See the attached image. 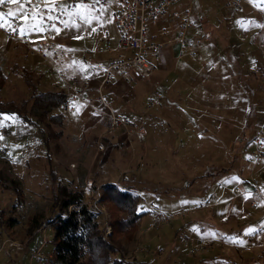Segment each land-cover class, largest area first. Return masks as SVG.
Listing matches in <instances>:
<instances>
[{
	"label": "rangeland",
	"instance_id": "obj_1",
	"mask_svg": "<svg viewBox=\"0 0 264 264\" xmlns=\"http://www.w3.org/2000/svg\"><path fill=\"white\" fill-rule=\"evenodd\" d=\"M62 9L68 11L67 4ZM188 9L192 21L200 22V29L189 30L190 37L210 36L200 40L197 59L178 58L173 42V24L178 20L172 15ZM78 11L89 16L86 9L72 12L66 21L70 32L65 43L76 52L72 74L95 76L90 105L78 102L77 112L63 116V126L38 121L31 114V124L16 115L11 120L0 119V131L6 128L0 136V264H47L54 258V232L47 220L54 217V190L63 183L84 192V203L97 213L107 236L113 229L109 208L102 201L103 185L115 183L140 196L138 211L145 216L139 231L133 240L120 238L114 256L126 264H264V202L258 207L242 202L238 194L247 192L238 190L242 180L239 188L236 184V171L248 180L250 172H255L264 182V154L258 153L254 141L259 134L264 137V8L260 0H245L240 10L226 8L224 0H182L172 5L170 17L155 28L158 35L165 28L170 36L164 41L171 43L162 49L159 60L151 57L157 65L154 75L141 78L132 73L131 82L116 78L104 88L108 105L129 120L107 135H103L106 117L101 114L109 109L98 100L96 89L110 55L96 54L95 48L105 32L111 33L112 45H117L113 11L102 5L93 8L90 23L82 21ZM8 42L16 40L0 30V68L7 76L0 101H14L18 106L28 101L29 111L37 93L67 92L64 80L38 58L7 56ZM250 67L262 72H251ZM25 71L31 72L35 86L27 85ZM159 95L162 99L150 110L149 103ZM206 97L221 102L211 103V117L203 109L206 104L197 101ZM227 97L230 100L225 105ZM94 114L102 116L103 124L91 125ZM225 115L238 119L239 132L231 137L234 147L230 149L219 140L229 127L215 136ZM140 128L146 133L141 140L136 134L129 135ZM107 139L115 147L111 154L109 146L104 147ZM234 140L239 142L238 151H234ZM12 179L19 182L22 199L7 188ZM250 182H255L254 189L259 185ZM231 197L238 199L228 202ZM182 199L188 201L187 206L178 201ZM36 214L45 225L29 236V221ZM159 214L173 219L156 226ZM10 219L17 223L10 226ZM249 229L252 234H247ZM222 233L228 238L223 244L218 241ZM233 240L243 241V246L235 250ZM11 242L21 248L10 249ZM37 253L39 258L34 257ZM241 259L248 261L241 263Z\"/></svg>",
	"mask_w": 264,
	"mask_h": 264
},
{
	"label": "built area",
	"instance_id": "obj_2",
	"mask_svg": "<svg viewBox=\"0 0 264 264\" xmlns=\"http://www.w3.org/2000/svg\"><path fill=\"white\" fill-rule=\"evenodd\" d=\"M182 0H101L100 4L93 5V8L105 6L113 11V21L116 27L118 42L114 47L112 45V35L105 32L99 39V44L95 48L96 54H109V60L106 64L101 82L96 89L98 100L105 104L109 113H102L106 117L104 127L106 128L103 135L110 134L114 130L125 127L129 121L127 117L119 115L107 103L103 96V90L114 82L116 78H120L125 82H131L132 73L141 78H150L157 71V65L151 57L159 60V56L164 47L168 46V41H164L170 33L164 28L160 35L155 31L156 26L170 17L169 8L172 5L178 4ZM245 0H224L225 7L233 10L242 9ZM90 3L91 0H85ZM57 11L52 15L58 16L59 20H40L44 25V31L35 36L25 35L21 38L6 28L20 26L19 18L8 19L5 17L3 21L5 28H0L1 31L10 39L22 42L25 46L28 58H38L44 62L50 69H54L59 78L67 84L68 97L60 109L62 116L77 112L76 104L78 102L90 105L91 96L93 94V81L95 76H85L82 73L73 75L71 69H74L76 63L74 60L76 52L66 47L65 39L70 32V28L65 26L68 17L76 10V5L81 3V0H56ZM37 0H32L31 5L24 6L29 12L34 9L37 11H47L41 4L39 9L36 8ZM67 4L68 11L62 9L60 5ZM51 6V4L49 5ZM14 4H5L0 6V12L7 13L12 8H17ZM174 17L177 23L173 24L174 40L178 46L177 57L198 58L200 48V40H209V34H206L202 39H193L189 35V30L194 27H199V21H192V11L186 10L183 13L175 12ZM56 24L60 29L59 34L52 31L51 25ZM87 98V100H85ZM162 99L159 95L157 100H152L148 108L154 109L158 105V101ZM95 110V108H94ZM96 111V110H95ZM6 128H2L0 136H4ZM136 134L141 139L146 133L143 128L130 132L129 135ZM129 137L123 141V145L128 143ZM257 144L258 153L264 154V137L259 134L254 138ZM104 147L101 146V150ZM261 151V152H260ZM257 195V199L252 202V207H258L264 201V192L259 188L253 191ZM242 194H238L241 197ZM173 218L159 214L155 219V225L161 226L164 223H169ZM10 249H19L21 246L17 242H11ZM40 254L34 255L39 258ZM47 264H57L55 258L48 260Z\"/></svg>",
	"mask_w": 264,
	"mask_h": 264
},
{
	"label": "trees",
	"instance_id": "obj_3",
	"mask_svg": "<svg viewBox=\"0 0 264 264\" xmlns=\"http://www.w3.org/2000/svg\"><path fill=\"white\" fill-rule=\"evenodd\" d=\"M25 81L29 87L35 86L31 72L25 71ZM7 83V76L0 68V93ZM68 94L66 91L40 92L32 98L28 111V101L18 106L14 101H0V114H15L25 123H34L31 114L38 121L49 120L63 126L64 117L60 110ZM211 175L208 174V177ZM55 182L57 179H54ZM11 187L22 199V190L18 181L12 179ZM53 193L54 217L48 219L49 227L54 232V258L57 264H126L123 259H115L118 253L117 243L124 237L133 240L140 228V220L145 213L138 211L140 196L130 188L120 187L115 183L103 185L102 201L108 206L111 215L109 226L113 234L107 236L102 228L97 213L84 203V192L73 190L65 183L59 184ZM1 214V210H0ZM17 223L10 219L9 225ZM28 235L32 236L45 224L43 217L36 214L30 218Z\"/></svg>",
	"mask_w": 264,
	"mask_h": 264
},
{
	"label": "crops",
	"instance_id": "obj_4",
	"mask_svg": "<svg viewBox=\"0 0 264 264\" xmlns=\"http://www.w3.org/2000/svg\"><path fill=\"white\" fill-rule=\"evenodd\" d=\"M12 11H14L15 12V10H12ZM6 23V22H5ZM200 27V26H199ZM198 27V28H199ZM200 29V28H199ZM202 36V35H201ZM22 45L23 44H21V42H17L16 41V43H10V42H8L7 43V45H6V47H5V50L6 51H8V52H6L7 53V56L8 55H10V56H12V54L13 55H15L16 57L18 56V57H24L25 59H26V57H28L27 56V54H26V50H24L25 49V46L23 45V47H24V49L22 48ZM10 53V54H9ZM3 57H5L4 55H3ZM12 57H14V56H12ZM4 59H6V58H4ZM105 67V66H104ZM76 68V67H75ZM74 68V69H75ZM251 68V67H250ZM262 69L264 70V67H262ZM73 70V69H72ZM102 70H104V68L102 69ZM258 72L259 74L262 72V70L260 69V68H254V69H252L251 68V72ZM200 72V71H199ZM81 73V72H80ZM201 73V72H200ZM102 74H103V71H102ZM199 75H202V73L201 74H199ZM257 75V74H256ZM258 76V75H257ZM101 77H102V75H101ZM221 77V76H220ZM222 78V77H221ZM101 80V79H100ZM203 82V79H200L199 80V84H201ZM198 85V84H197ZM197 85L196 86H194V87H197ZM203 88H205L204 86H202ZM207 89V88H206ZM200 95H202V94H200ZM200 95H199V97H200ZM194 97H196V96H194ZM212 98V99H211ZM210 99H209V97H206V98H204V99H198L197 101H202V103L201 104H206V107L205 108H203L206 112H207V114L211 117V115L214 113L213 111H211V108H210V106H211V103L212 102H215V103H221L220 101H218V102H216L215 101V98L214 97H211ZM187 101H190V100H188V99H186ZM193 100H194V98H193ZM226 100L227 101H225L224 103H225V105H228V104H226V103H228L229 102V98L227 97L226 98ZM195 104H197V102H195ZM209 104V105H208ZM194 108V107H193ZM199 108V110L201 109V107H198ZM189 109H191V108H189ZM102 115V114H101ZM101 115H96V114H94V116L91 118L90 117V119H89V121H91V125H93V124H95V123H102L103 124V118H102V116ZM102 118V119H101ZM222 119H223V117H222ZM238 119H236L234 116H227V115H225V117H224V120L221 122V124L219 125V127H218V129H216L217 130V133H215V136L218 138V136H220V132H218L220 129L221 130H223V128H226V127H229V129H227L226 131H225V133H222V135H225V136H223V138H221V139H219L220 141L222 140V142H223V144H224V148H229L230 149V147L231 146H233L232 145V143H233V140H232V136H237V134H238V132H239V127L237 126L238 125V123L236 122ZM226 126V127H225ZM215 127V126H214ZM209 126H207V129H208V131H210L209 130ZM216 128V127H215ZM203 137H207V136H203ZM100 138H98V140H99ZM98 140H97V142H98ZM141 140V139H140ZM234 142H235V148H234V151H238V147H239V145H238V141L236 140H234ZM101 143H102V140H101ZM103 146H104V144H102ZM101 145V146H102ZM107 146H109V151H110V154H111V152H113V150L115 149V147L113 146V141H111V140H109V139H107V141H106V146H104V147H107ZM199 145H196V146H194V147H198ZM234 147V146H233ZM240 153V152H239ZM238 153V155H240ZM238 161L240 162V164H241V166H242V159H240V157H238ZM251 162H247V164L249 165ZM232 164H233V162H232ZM227 168H230L229 169V171L231 170V167L228 165L227 166ZM236 171V170H235ZM251 173V177H250V179L248 180V179H246V178H244V177H246V176H244V175H242V176H240L239 174H238V172L236 171V177L238 178V183H236L237 184V188H239V186H240V181L242 180V188H240V189H238V190H241V191H243V192H247L246 194H243V195H241V197H240V199H242V202L243 201H245L246 200V202L248 203V202H250V204L255 200V199H257V195H255V194H253L254 192V188H252L253 186H254V183L255 182H253V184L250 182V181H256V182H258V184L260 185H256V187H259L263 192H264V182L263 181H260V178L259 177H255L254 176V174H255V172H250ZM229 175H230V173H229ZM223 182V181H222ZM224 182H226V181H224ZM253 189V190H252ZM238 198H236V197H231V199H229L228 200V202H231V203H233L234 201H236ZM181 204H183L184 206H187L186 204H188V201L186 200V199H182V200H178ZM264 202V201H263ZM262 202V203H263ZM261 203V204H262ZM264 204V203H263ZM262 204V205H263ZM261 205V206H262ZM261 222H264V219L263 220H261ZM225 236V237H224ZM225 238H227V236H226V234L225 233H222L221 234V238H220V240H218V241H220V242H222V244H223V242H225ZM228 239V238H227ZM239 241V240H238ZM227 243V242H226ZM249 243V242H248ZM232 244V243H231ZM235 245H233V248H235V250H238V248L239 247H241V246H243V244H241V243H234ZM231 248V247H230ZM246 249H248V246L246 245V247H245ZM232 249V248H231ZM231 256H233V255H231ZM245 261H248V259H241V263H245Z\"/></svg>",
	"mask_w": 264,
	"mask_h": 264
},
{
	"label": "snow or ice",
	"instance_id": "obj_5",
	"mask_svg": "<svg viewBox=\"0 0 264 264\" xmlns=\"http://www.w3.org/2000/svg\"><path fill=\"white\" fill-rule=\"evenodd\" d=\"M101 0H91L90 3L85 2V0H81L80 4H77V9H86L89 13V16L84 15L82 11H78L77 14L80 15V18L85 23H90V14L93 11V5L100 4ZM5 4H14L17 5L16 11L9 10L7 13L0 12V28H5V23L3 22L5 20V17L8 19L12 18H19L23 21H26V23H22L20 26H14L10 28H6L7 31H11L13 34L19 35L21 38H23L25 35H29L32 32H38L41 33L44 31V25L38 24L36 21L39 20H59L58 16H53L52 14L57 11V3L56 0H37L36 8L39 9L40 5L42 4L47 11H37L33 10L32 12H29L24 6L31 5L32 0H0V6ZM51 4V6H49ZM260 6L264 8V0H260ZM60 7H63V5H60ZM101 11H103V7H101ZM96 19H99L98 17ZM67 27L68 25L65 24ZM73 27H78V25L73 24ZM52 31L59 34L60 29L57 27V25L54 23L51 25ZM76 39L82 38V36H76L74 37ZM15 114H0V119H8L11 120L14 117ZM253 230L249 229L247 234H252ZM234 243H243V241L233 240Z\"/></svg>",
	"mask_w": 264,
	"mask_h": 264
}]
</instances>
